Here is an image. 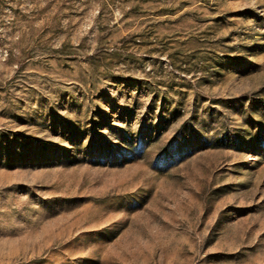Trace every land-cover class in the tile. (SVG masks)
<instances>
[{
  "label": "rangeland",
  "instance_id": "1",
  "mask_svg": "<svg viewBox=\"0 0 264 264\" xmlns=\"http://www.w3.org/2000/svg\"><path fill=\"white\" fill-rule=\"evenodd\" d=\"M0 264H264V0H0Z\"/></svg>",
  "mask_w": 264,
  "mask_h": 264
}]
</instances>
